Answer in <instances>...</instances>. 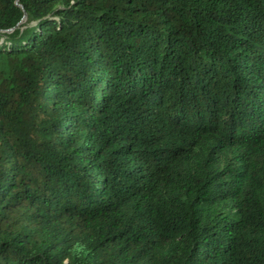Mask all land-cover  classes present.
Returning <instances> with one entry per match:
<instances>
[{
  "label": "trees",
  "instance_id": "trees-1",
  "mask_svg": "<svg viewBox=\"0 0 264 264\" xmlns=\"http://www.w3.org/2000/svg\"><path fill=\"white\" fill-rule=\"evenodd\" d=\"M0 264H264V0H0Z\"/></svg>",
  "mask_w": 264,
  "mask_h": 264
},
{
  "label": "water",
  "instance_id": "water-1",
  "mask_svg": "<svg viewBox=\"0 0 264 264\" xmlns=\"http://www.w3.org/2000/svg\"><path fill=\"white\" fill-rule=\"evenodd\" d=\"M26 17H24V19H25Z\"/></svg>",
  "mask_w": 264,
  "mask_h": 264
}]
</instances>
